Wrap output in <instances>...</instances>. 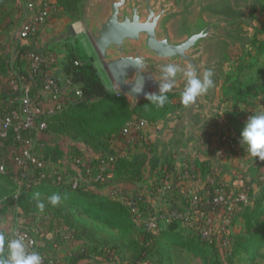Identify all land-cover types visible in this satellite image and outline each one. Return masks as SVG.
Instances as JSON below:
<instances>
[{
	"label": "trees",
	"instance_id": "obj_1",
	"mask_svg": "<svg viewBox=\"0 0 264 264\" xmlns=\"http://www.w3.org/2000/svg\"><path fill=\"white\" fill-rule=\"evenodd\" d=\"M9 2L11 1L9 0ZM56 3L59 8L57 15H60V11L63 9L62 5L58 3V1ZM14 8L15 7H12L15 11L16 8ZM256 9L261 11L263 18H255L257 24H254L253 26L254 32L252 39L246 47L242 49L241 54L234 55V65L236 70L234 69V71L231 70L229 73H226L220 86L221 89L225 87L231 89V92L228 93L232 96L234 102L244 101L249 106L248 108L254 106L259 99L257 95H264V63L262 65H257L252 59V57L264 54V0L258 1L255 5V12ZM14 11L11 10L6 12L2 8L0 13H4L2 15L8 16L10 15V12L13 13ZM29 46H32V43H30ZM24 51L25 49H18L17 58L19 62L26 60L22 57ZM59 65L62 67L63 74L65 75V78L70 81L72 87L70 90L63 91L61 100L64 102L62 107L59 110H56L53 114L46 116V129L39 133V137L36 135L37 144L41 150L45 148V153L46 151H50L49 143L56 144V148L55 150H52L53 152L51 156L45 154L47 159L51 157V160L58 162L56 163L57 167L54 165L56 171L57 169H60L68 172L67 169L61 166L63 162H71L74 165L73 158L76 155L82 154L77 145L69 147L70 149L67 148L60 150L59 148L64 146V144L62 142L54 141L56 139V133L62 132L81 139L84 146L89 147L92 151H95V153L104 151H110V153H112L108 146V139L111 135L116 134L120 130L122 124L130 117V115L134 113V115L137 116H147L149 120L152 121L155 118L150 114L157 113L160 117H163L169 113L171 109L180 105H173L170 102L172 95L167 93L168 102L163 108H156L146 99L140 103L134 111H132L121 95H116L107 89L102 81L98 67L92 58L86 56L80 57L70 50L65 52L62 59L58 60L57 58V62L53 67H59ZM246 69H256V71L249 78V83H246L245 85L242 83L243 87L238 84L240 83L239 76L241 72ZM23 75L32 85L34 84L28 76V73L25 72ZM44 79L45 77L41 76L38 81ZM34 86L35 85L30 88V93L35 96V98H39L40 94L38 88L37 86ZM75 88L80 89L81 94L70 98ZM16 95H19V92L12 90L9 83L4 84L1 87V115L4 113V108L7 104L12 103L13 107L18 105L17 102L12 100ZM237 117L239 118V115L236 114L234 117L230 116V119L237 131L241 133L244 124L239 123ZM14 135L13 130L9 129L6 137L0 139V144L3 147L15 146L19 150L22 143L16 141ZM22 136L25 138L27 137V134L22 133ZM236 148L237 147L234 145L230 147V149ZM241 150L243 151V148ZM45 157H43V159L47 160ZM248 160L251 162L253 161L252 163L254 164L256 163V167L259 166L258 158L249 156ZM141 162L142 160H138L137 158L131 162L116 156L113 162V167L115 166L114 176L120 181H133L136 178H139V166ZM163 167H166L168 176L162 173ZM204 167L209 176L218 178L219 175L216 174L218 173V170H216L209 161H206ZM186 169L190 170L189 167H183L181 170L177 171L173 169L170 163H166V165L161 168L160 180L165 177H171V179L178 180V175H183L184 170ZM40 171V168L34 166H31L28 169V175L22 179L25 182H29L30 186H20V192L16 200H8L1 203L0 215L4 214L7 210L17 207L25 211L24 213L29 220H33L32 216L29 213H26V211H30L31 213L44 211L43 214H48L49 216L39 219H45L42 220V222L50 221V226L53 229L59 228L70 235L73 234L74 236H78L79 234L85 235L92 240L93 244L90 247L82 246L77 249L75 251L76 255L70 257V261L73 264L80 261L79 259H87L91 253L93 254V262L96 264H139L144 260H147L148 264H173L170 250L172 244H175L178 247L188 245V249L196 251L201 255L206 264H209L207 261V253L209 250L204 246V241L209 239H203L199 234L196 223L197 221L194 220L195 217L198 216L197 210L202 211L203 213L219 212L220 214L222 208L225 209L226 207H230L231 216L229 223L225 226L227 227L233 219L240 216L238 206L243 205V202L239 201V198L236 199V192L240 191L242 193L247 187L248 190L250 189V182L245 176L246 173L242 169L236 170L235 185L232 190L229 189L232 187L231 183L233 184V181L223 180L222 184L226 191V202L222 204L200 205L199 202L203 201L201 189L196 195L199 205L194 208L189 199L187 200V198H184V200H182L181 198V202L184 204L182 209L175 204V199H177L178 196L172 189H168L166 195H169V201H171L172 204L169 205L166 210L174 212L175 214H180V217L166 221L167 223L165 227L161 229L157 228L155 229L157 231H154L146 229L141 226V224L139 226L135 225L133 219L135 217L131 209L133 204H137L136 202H132V204L129 199L128 203L123 204L114 197L111 198L102 193L96 192L85 184L77 188H71L67 183L57 182L51 177L38 179L37 177ZM45 171L48 170L45 169ZM190 171L195 173L192 169ZM21 172V168H17L16 166L12 173L13 177L11 175L0 174V178L5 182H8L10 186H14L11 179L14 180L15 178H18ZM213 182L217 184L216 182H218V180H214ZM102 184L103 181H98L96 182L95 187L102 186ZM206 184L205 187L210 186V182ZM257 184L264 186V181H258ZM8 192L9 191L4 187L0 188V196H4ZM53 194H58L61 197L59 203L56 205L51 204L49 201V197ZM229 194L232 196L230 197ZM40 197H44L46 200H41V202L35 200ZM259 199L261 198L259 197L256 200L258 201ZM14 202H18V205L16 206V203L13 205ZM41 203L44 205L43 210L38 207ZM138 207L141 213L139 219L142 220V222H146L147 218H145V208L143 203H138ZM185 213L187 214L186 216ZM82 215L90 217L91 220L96 223L99 221L102 224H105V226L117 229L121 232L119 234L124 235V239L111 242H96V237L94 236L95 231L93 228L94 225H88L85 223L82 220ZM160 222L161 220H159V224ZM88 226H91V228ZM253 227H255L256 232L252 233L251 237L246 240V249H248V243L253 240L252 237L254 236H256V240H264V221H259L258 215L256 216L254 212H251L246 230L248 231ZM220 232L223 234L222 240L225 239L226 241L225 244L221 241V244H223L225 248H229L231 243L229 235H226L225 230H220ZM61 237L62 235L56 236L55 238L59 239V243H64ZM131 252L134 253L132 256L130 255ZM213 262L216 263L217 260H213Z\"/></svg>",
	"mask_w": 264,
	"mask_h": 264
},
{
	"label": "water",
	"instance_id": "obj_2",
	"mask_svg": "<svg viewBox=\"0 0 264 264\" xmlns=\"http://www.w3.org/2000/svg\"><path fill=\"white\" fill-rule=\"evenodd\" d=\"M257 0H87L83 29L107 78L134 109L146 98L137 94L158 92L161 69L175 64L191 65L202 78L213 72L214 86L188 106L174 109L158 128L156 144L165 145V156L185 136L194 140L192 152L209 157L221 171L211 136L217 132L220 105L213 103L217 79L223 73L228 43L245 45L242 25L253 26ZM183 71L175 77L168 94L182 93Z\"/></svg>",
	"mask_w": 264,
	"mask_h": 264
},
{
	"label": "built area",
	"instance_id": "obj_3",
	"mask_svg": "<svg viewBox=\"0 0 264 264\" xmlns=\"http://www.w3.org/2000/svg\"><path fill=\"white\" fill-rule=\"evenodd\" d=\"M5 1L7 0H0V10L3 8L2 5ZM10 1L17 10V16L12 27V36L18 49H25L22 57L28 61V76L34 82L33 85L35 86L41 76H44L45 79L40 81L41 89L38 91L40 97L35 98V96L31 95L30 88L25 87L20 82L17 74L9 78V84L12 90L19 92V95L14 96L12 99L18 105L13 107L12 103H9L5 106L4 113L2 115L0 113V139L6 137L8 130L12 129L15 134L14 139L20 141L22 146L13 155L12 166H8L0 160V174L11 175L13 177L14 167L17 166V168H21L22 172L18 178H14L19 181L21 186L29 187L30 183L25 182L22 178L26 177L29 173L28 169L34 166L41 169L37 177L38 179L51 177L57 182L67 183L71 188H77L83 184L89 188H93L96 182L102 181L104 170L113 167L114 159L120 152L126 151L128 148L143 141L146 129L149 128V123L144 118L133 117L116 134L109 137L108 146L112 153L110 151L98 152L94 154V158H89L84 154L76 155L73 158V163L78 168L79 174L71 175L69 172L60 169L56 171L54 165L51 163L52 161L43 159V156L40 154L36 135L46 129V116L53 114L62 107L64 102L61 100L62 93L65 90H70L72 86L63 73L55 72L56 67H53V65L57 62V55L50 46L42 44L39 47H35L29 46V44L39 39L44 31L47 33L54 30L53 23L59 8L55 0ZM80 94V89L75 88L70 98L79 96ZM117 95L120 94L117 92ZM48 100L52 101L51 104L48 103ZM254 114V112L248 110L239 115V118L245 122L249 116ZM22 133H26L27 137L23 138ZM239 140L240 137L230 125L225 126L219 135V142L228 148L234 145L241 150L242 147L240 146ZM258 162L263 164L261 167L264 168V162L259 159ZM47 167H51L52 170L45 171V169L48 170ZM190 170H184L183 175H178L177 179L179 181L185 178L194 179L195 173ZM162 173L168 176L166 167H163ZM111 193L117 197L121 195L122 191L120 187H113ZM201 193L203 194V201L199 202L200 205H216L226 202V191L222 183L214 184L210 182V186L203 187ZM17 198V193L0 196V204L8 200H16ZM240 198H243V196L240 195ZM191 204L194 208L199 205L197 196L192 197ZM197 214L198 216L195 219L198 221L196 223L200 236L203 239H212L216 232L215 228L213 229L214 219L212 213H203L197 210ZM230 216V207L222 208L218 222V230L224 231L226 229L225 226L229 223ZM177 217H180V214H175L170 211H166L157 216L151 215L147 220L148 229H157L159 220L170 221ZM19 221L8 227H0V232H4L8 239L17 237L24 238L29 252L35 250L42 256V264L70 263L68 260L57 257L54 253L41 250L43 244L40 243L46 238L54 239L56 236L62 235L61 239L67 244L71 240L69 233L59 228L48 230L28 224L23 220ZM55 240V247L62 245V243L57 242L59 240L58 238H55ZM222 242L225 244V239ZM66 253L70 257L76 255L75 250L69 248L66 250ZM83 264L96 263L87 261Z\"/></svg>",
	"mask_w": 264,
	"mask_h": 264
},
{
	"label": "crops",
	"instance_id": "obj_4",
	"mask_svg": "<svg viewBox=\"0 0 264 264\" xmlns=\"http://www.w3.org/2000/svg\"><path fill=\"white\" fill-rule=\"evenodd\" d=\"M257 3H258V0L254 4L253 13L255 12V5ZM2 7L6 12L11 11V10L14 11L12 9L14 5L12 4V2H9V0L5 1ZM253 13H252V17H253ZM2 14L4 13H0V89L4 84L9 83L10 77L15 76L16 74L19 76L18 79L25 87L32 88L33 85L31 84V82L23 75V73L25 72L27 73L28 61L24 60L23 62L22 61L19 62L17 58L18 47L15 41L13 40V36H12V27L14 24V20L16 19V16H17V11L15 9V11L13 13L10 12V15L8 16L7 15L4 16ZM56 26L57 24L55 23V28ZM253 26H254V19H253ZM253 26L248 27V28L251 29ZM69 31L72 34H75L73 27L71 26L69 27ZM51 34H52L51 31L47 33H45L44 31V33H42L40 38L35 40L34 43H32V46L39 47L42 44L44 45L47 44L56 52L57 48L55 47V44L50 42ZM250 40L251 39L248 38V41L243 46L240 45L239 43H236V44L228 43V47L238 48L239 51L236 54H241L242 49L246 47V45L250 42ZM56 55H57L58 60L64 57V53L61 54L59 52H56ZM226 60L227 59H225V61ZM225 61H224V64H225ZM224 64L222 68L224 67ZM61 68L62 67L59 65V67H56L55 72L63 73V70ZM224 72L225 71L223 68V73L220 74L218 77L224 76L226 74V72L225 73ZM105 85L110 92L115 93L117 95V91H115L111 85L106 84V83ZM36 86L38 88V91H40L41 82L38 81ZM218 86L219 84H217V87H216V92L213 98V103L216 105L217 104L220 105V108L217 111V113L219 114V117H218L219 124H218L217 132L211 136V144L217 147L216 157L221 162V164L225 167V171H221L220 169H218V167L214 166L211 162V159L203 155L199 151L197 152V154H194L192 152L194 140L187 136H185L182 140H178L175 144V147L169 150V155L167 156H165V153H164L165 145L156 144V137L160 135V133L158 132V128L162 124L163 119L167 117L174 109L182 106V105H179L171 109L169 113H167L162 118L148 121L149 128L146 129L145 137L143 141L140 143H137L131 148H128L126 151L119 153L118 156L120 158L125 159L126 161L132 162L136 158L138 160H142L139 166V178H136L133 181L117 180V178L114 176V172H115V166H114V167L107 168L106 170H104L103 176H102V181H103L102 186H96V187H93L92 189H94L96 192L104 194L105 196H108L111 198L114 197L115 199L121 201L123 204L128 203L129 199L131 200V203L136 202L137 204L135 205L132 203L133 206L131 209L132 211L135 212L136 218H139L141 216L138 203H143L144 208H145V218H147L148 220V218H150L151 215L157 216L161 213H165L167 211L166 210L167 207L172 204V202L169 201V197H168L169 195H166V192L168 189H172L173 192L178 196V198L175 199V204L176 206L183 209L184 204H182L181 198L182 200H184V198H187V200L189 199V201H191L192 197L196 196L199 193V191H201V189L207 185L206 183L213 182L214 180H218V182L219 181L223 182V180L224 181L232 180L233 182H235L236 173H233V171L236 172L237 169H242L244 170L245 173H247V170L249 169V167L253 165L252 163L253 161L251 162L250 160H248L250 155H248L246 151L240 150L239 147H237L236 149H230L228 147L223 146L219 142V135L225 126L230 125V127L234 129V132H236V134L240 137V133L237 131L236 127L233 125L232 120L230 119V116L234 117L236 116V114L241 115L242 113H245L248 110L254 112L255 114L259 113L260 112L259 110L264 112V109H263L264 108V97H262L261 99H258L256 103L254 104V106H252L251 108H248L247 107L248 105L244 101H237L235 103L236 108L230 109L229 102L225 101L228 106L222 110L220 102L216 103L214 101L216 100L215 99L216 96L218 99H221V96H222L221 92L223 90ZM170 95H174V94H170ZM51 102H52L51 100H48V103L51 104ZM1 103L2 101H0V104ZM135 108L134 109L130 108V110L134 111ZM225 110L228 111V113H224ZM234 112H236V114H234ZM222 113L224 114L221 115ZM133 117H139V116L134 115L133 113L132 115H130L129 118H127L124 121L121 128L127 122H129ZM238 120H240V118H238ZM238 122L241 123L243 121L240 120ZM37 136L39 137V134H37ZM77 146H79L78 149L81 151L82 155L84 154L85 156L89 158H94L95 151H92L89 147H86L84 145H77ZM120 151L122 150L120 149ZM16 152H18V149L15 146L3 147L0 144V160L6 165L8 166L13 165L12 157ZM52 152L53 151L51 152L46 151L45 154L47 156H51ZM218 152L220 153V155L217 154ZM45 154H44V157H45ZM206 161H209L212 164V166L215 167L216 170H218V173H216L219 175L218 178L214 177L215 178L214 179L212 176H209V174L207 173L204 167ZM166 163H170L173 169L177 171L181 170V168L183 167H189L196 173V176L194 179L185 178L181 181L171 179V177L170 178L165 177L162 180H160L161 168L162 166H165ZM254 165L256 167V163ZM61 166L67 169L71 175L79 174L78 168L75 165H73L71 162H63ZM47 168H48V171L52 170L51 167H47ZM256 169L259 171H264V168L261 167L260 164L258 167H256ZM245 176H247V174H245ZM11 180L13 181L14 186L12 185L10 186L8 182H5L2 178H0V188L4 187L6 190H8L9 191V193H7L8 195H12L15 193L19 195V192H20L19 190L21 186L19 181H17V179H14V180L11 179ZM113 187H120L122 191L121 195L117 197L113 196L111 193V190ZM17 212L21 213L20 217H18ZM24 212L25 211L21 210L20 208H16V209L12 208L11 210H7L4 214L0 215V227H3V228L8 227L16 222L17 223L20 222L19 220H23L24 222H27L25 217L26 218L28 217L26 216ZM43 212L36 211V213H31L30 211H26V213H29L33 218V220H30L29 223L28 222L27 223L32 224L36 227L45 228V227H42V224H44L45 222L44 221L42 222V220L40 221L38 220L39 218H42V217L45 218L49 216L48 214H43ZM147 220H146V223H147ZM166 223H167L166 221H161L159 224V228L161 229L165 227ZM49 227L50 226L46 228L50 230ZM45 240L46 242L44 243ZM45 240H43V242H40L41 244H43L41 246V250L45 252H49V253H54L57 255V257L63 260H68L71 263L70 256H68V254L66 253V250L68 248L76 249L75 247H72L73 244L71 242L73 241L70 240L69 243L67 244L62 243L61 246L55 247L54 245H55L56 240L53 241V239H49V238H46ZM173 247L174 246H172V250H173ZM79 260L80 261L76 262V264H83L85 262L83 259H79Z\"/></svg>",
	"mask_w": 264,
	"mask_h": 264
},
{
	"label": "rangeland",
	"instance_id": "obj_5",
	"mask_svg": "<svg viewBox=\"0 0 264 264\" xmlns=\"http://www.w3.org/2000/svg\"><path fill=\"white\" fill-rule=\"evenodd\" d=\"M55 1L56 2L58 1V3H60L63 8L60 11V15H56L55 17V22L53 23L54 30H52L51 32L52 34L50 35V39H51L50 42L55 44V47L57 48L56 52L65 54L66 51L71 50L77 55H79L80 57L86 56V57L92 58L94 63L99 69V72H100V75H101V78L104 84L106 83V84L111 85L107 78L105 71L103 70V68L101 67L98 61V58L83 29V26L81 25L84 4L87 0H55ZM175 1L176 3H178V0H175ZM255 18H258V19L263 18L261 11H259L258 9H256V12L253 13L254 24H257V21H255ZM55 23L57 24L56 28H55ZM70 26L73 27L75 34H72L69 31ZM241 29L243 30V32L241 33L243 36H246L252 39L253 32H254L253 27L250 29L242 25ZM238 51H239L238 48L227 47V50L225 53V58L227 60L225 61V64L223 67L226 73H229L231 70L234 71V69L236 70V67L234 65L235 63L234 55H236ZM252 59L256 62L257 65H262L264 63V54L252 57ZM255 71L256 69L243 70L239 76L240 83L238 84L242 85L243 83V85H245L246 83H249V78L255 73ZM223 80H224V76L218 77L217 79V82L219 84L218 87L221 86ZM222 90L223 91L221 92L222 93L221 99H218L216 96L215 97L216 100L214 101L216 103L220 102L222 110L228 106L225 101H228L229 104L231 105V106L229 105L230 109H235L236 108L235 102L232 96H230L229 94L231 92L230 91L231 89L225 87ZM180 95L181 93H176L172 95L170 102L173 105L174 104L182 105L181 100H180ZM257 97L261 99L262 97H264V95L260 94V95H257ZM259 111L262 112L261 110ZM224 112L228 113V111L226 110ZM234 114H236V112H234ZM150 115L155 118L154 120L162 118L157 113H152ZM139 117L144 118L147 121H151L149 120L147 116L145 117L139 116ZM241 123L244 124V122H241ZM55 136H56V139L54 140L55 142L62 141L64 143V146H61L59 148L60 150L67 149L69 147H74L75 145H84L81 139L75 138V136L73 135L58 132L55 134ZM49 147L48 148L51 152L52 150H55L56 144L49 143ZM40 154H42V156L44 157L45 148H43L42 150L40 149ZM48 160L52 161L51 162L52 165H57L56 163H58V162H55L54 160H51V157ZM259 164L260 166L263 165L261 163ZM233 173H236V172L233 171ZM246 174H247L246 177L248 178V181L250 182V189L248 190V187H247L245 191L242 193L240 191L236 192V199L239 198L240 199L239 201L243 202L242 206H238V211H240V216L236 219H233L232 222L229 224V226H227L225 229L226 235L227 236L229 235L231 239L230 247L228 246L229 248H225L224 245L221 244L223 234H221L220 230H218V222H219L220 214L219 212L212 213V216L214 219L213 229L215 228L216 230L215 236L211 240L204 241L205 242L204 246L207 247L209 250V252L207 253V261L209 262V264H264V240H260V241L256 240V236H254L252 237L253 240H251L248 243V249L245 248L246 240L251 237L252 233L256 232L255 227H253L252 229L248 231L246 230V226L248 224V219L250 217L251 212H254L256 216L258 215L259 221H262V222L264 221V186L257 184L258 181H264V171L257 170L253 163V165L250 166L249 169L247 170ZM216 183H223V182L219 181ZM234 185H235L234 182L233 184L231 183L232 187H230L229 190H232ZM240 195H242L243 198H240ZM229 196L231 197L232 195L229 194ZM259 197L261 199L257 201L256 199ZM234 198H235V195H234ZM35 200H38V202H41V200H46V198L40 197ZM15 203L17 206L18 202H14L13 205ZM17 213H18V217H20L21 213L19 212ZM132 213L135 217L133 218L135 221V225L139 226L141 224V226L148 229L147 223L142 222V220H140L139 218H136L134 211H132ZM82 217H83L82 220L85 223H87L88 225L89 224L94 225L93 228L95 231L94 236L96 237V242H101V241L111 242V241L124 239L123 238L124 235L119 234L121 232H119L117 229H113L112 227L110 228L108 226H105V224H102L99 221H97L96 223L93 220H91L90 217H87L86 215H82ZM25 219L29 223L30 220L26 217ZM38 220H45V219H38ZM194 220L197 221V219H194ZM48 226H50V221L49 222L45 221V223L42 224V227L46 228ZM88 227L91 228V226H88ZM49 228L53 229L51 226ZM158 228H159V225H158ZM154 231H157V230H154ZM71 241H73L71 242L73 244V245L71 244L72 247L76 248V249H73L75 251L82 246L90 247L93 244L92 240H90L83 234L82 235L79 234L78 236H74L73 234H71ZM45 242L46 240L44 241V243ZM77 243L79 244V246ZM172 246H174L173 250H172ZM172 246L170 247V250H171V258L174 264H206V262L202 259L200 254H198L193 249H188L189 248L188 245H186L187 247L186 246L178 247L177 245L172 244ZM133 254L134 253L131 252L130 255L132 256ZM92 255L93 254L91 253V255L87 259L86 258H82V259L85 262L94 261ZM213 260H217V262L215 263L213 262ZM139 264H148V261L144 260V261H141Z\"/></svg>",
	"mask_w": 264,
	"mask_h": 264
},
{
	"label": "clouds",
	"instance_id": "obj_6",
	"mask_svg": "<svg viewBox=\"0 0 264 264\" xmlns=\"http://www.w3.org/2000/svg\"><path fill=\"white\" fill-rule=\"evenodd\" d=\"M181 71H183L186 80L185 87L180 95L181 104L184 106L194 103L197 97L207 93L214 86L211 69L206 70L201 78L191 65L188 69L182 70L175 64H168L161 69L158 92L145 93L142 82L139 88L134 89V91L137 94L143 93L145 98L156 108H163L168 102L167 93L175 86V77ZM239 143L248 155L264 161V112L248 117L241 130ZM217 154L220 155L219 152ZM60 199L61 197L58 194L49 197V201L53 205L58 204ZM38 207L43 210L44 205L41 203ZM42 259L39 252L35 250L29 252L24 238L8 239L4 232H0V264H42Z\"/></svg>",
	"mask_w": 264,
	"mask_h": 264
}]
</instances>
